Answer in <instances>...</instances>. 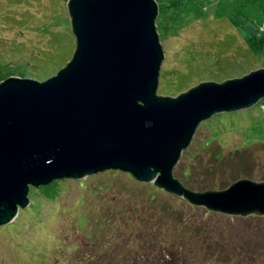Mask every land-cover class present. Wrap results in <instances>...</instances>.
<instances>
[{
	"label": "rangeland",
	"instance_id": "rangeland-1",
	"mask_svg": "<svg viewBox=\"0 0 264 264\" xmlns=\"http://www.w3.org/2000/svg\"><path fill=\"white\" fill-rule=\"evenodd\" d=\"M158 95L264 68V0H157ZM68 0H0V82H43L74 56ZM173 174L193 191L264 181V98L200 124ZM0 225V264H264V216L228 215L122 171L31 187Z\"/></svg>",
	"mask_w": 264,
	"mask_h": 264
},
{
	"label": "water",
	"instance_id": "water-1",
	"mask_svg": "<svg viewBox=\"0 0 264 264\" xmlns=\"http://www.w3.org/2000/svg\"><path fill=\"white\" fill-rule=\"evenodd\" d=\"M68 10L71 61L43 82H0V225L29 206L31 187L110 170L210 211L264 216V181L193 191L173 174L202 122L264 98V68L161 96L157 0H68Z\"/></svg>",
	"mask_w": 264,
	"mask_h": 264
}]
</instances>
